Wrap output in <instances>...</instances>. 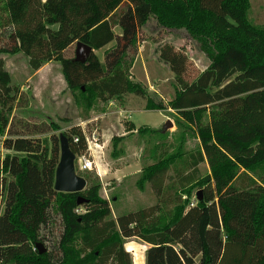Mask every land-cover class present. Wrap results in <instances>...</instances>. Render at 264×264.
I'll return each instance as SVG.
<instances>
[{"label":"trees","instance_id":"obj_1","mask_svg":"<svg viewBox=\"0 0 264 264\" xmlns=\"http://www.w3.org/2000/svg\"><path fill=\"white\" fill-rule=\"evenodd\" d=\"M249 10L250 0H0V55L22 54L32 71L59 63L67 89L88 109L128 94L145 99L147 110L164 109L122 66L151 16L208 40L216 52L169 106L177 129L193 130L200 145L184 149L182 132L177 148L164 150L137 180L140 189L150 184L157 204L116 218L90 175L79 174L81 192L54 190L59 136L10 135L19 87L0 56V264H134L128 238L149 245L145 264H264V25ZM78 41L105 48L103 59L94 51L84 62L66 57ZM63 135L75 156L86 152L81 127ZM204 162L209 174L202 176ZM171 169L175 186L166 184ZM79 195L86 201L78 204ZM54 218L57 238L46 249Z\"/></svg>","mask_w":264,"mask_h":264},{"label":"rangeland","instance_id":"obj_2","mask_svg":"<svg viewBox=\"0 0 264 264\" xmlns=\"http://www.w3.org/2000/svg\"><path fill=\"white\" fill-rule=\"evenodd\" d=\"M249 18L255 24L264 25V0H251ZM215 53L209 41L202 37L191 35L185 29L163 27L153 16L147 20L139 29L131 49L123 57L122 66L128 77L141 85L155 103L163 105L162 110H147L146 100L134 94L113 99V104H109L110 101H97L88 109L80 105L67 89L59 63L53 62L46 66L40 74L41 80H34L33 84L26 78L31 69L25 67L27 58L24 55L18 54L15 58L0 55L5 58L7 68L14 77L12 82H17L15 85L19 89L24 84L23 91H18L20 98L18 104L17 101L15 103L17 109L10 135H26L44 140L52 134L63 135L73 126L81 127L88 137L95 133L101 148L92 156L88 155L94 162V168L80 170L75 157L76 173L90 175L100 182V195L109 201L113 218L153 206L157 204L158 198L150 184H146L143 189L137 186L140 172L155 162L164 150L167 153L174 151L182 132L185 135L184 149L195 150L200 145L193 130L177 129L172 116L174 111L169 106L182 83H191L208 66ZM64 55L74 57L75 45H71ZM20 116L27 118L23 124L27 122L29 126L20 125ZM168 120L172 125L163 132ZM50 122L57 123L60 130L51 131ZM141 126L146 127L145 132L138 131ZM131 127L134 129L129 130ZM148 129L156 132L150 133ZM159 133L167 135L162 137ZM113 137L118 139L114 146L111 141ZM3 139L0 137V155L5 153L1 147ZM177 165L180 166L179 163ZM200 170L202 176L209 174L206 162L200 165ZM175 177L171 169L166 184L175 186ZM198 192H193L192 203H195ZM50 230L46 233V249L56 241L58 218L52 220ZM146 246L137 238H128L124 243L134 264L144 262Z\"/></svg>","mask_w":264,"mask_h":264},{"label":"water","instance_id":"obj_3","mask_svg":"<svg viewBox=\"0 0 264 264\" xmlns=\"http://www.w3.org/2000/svg\"><path fill=\"white\" fill-rule=\"evenodd\" d=\"M92 48L84 44L82 42H76L75 44V55L74 60L78 62H84L87 57L92 52ZM171 123L168 120L164 127L163 132L171 127ZM59 160L55 169V176H54V190L57 192H65V193H77L81 192L86 188V181L83 177L78 175L75 171L74 166V160L75 155L71 151L69 147L68 140L65 136L62 134L59 136ZM197 199H200V192L197 194ZM86 200L82 196L77 197V203L81 204L85 202ZM40 247V252L45 251L44 248L41 247V245H38Z\"/></svg>","mask_w":264,"mask_h":264},{"label":"crops","instance_id":"obj_4","mask_svg":"<svg viewBox=\"0 0 264 264\" xmlns=\"http://www.w3.org/2000/svg\"><path fill=\"white\" fill-rule=\"evenodd\" d=\"M250 3H251V0H250ZM57 26H53V28H56ZM116 31H119L118 29H115ZM111 44H109L108 46H110ZM71 47V46H70ZM70 47H68V49L70 48ZM105 50V48H103V49H101V50H93L97 55H98V57L99 58H102V54H103V51ZM4 55H7V54H4ZM18 54H14V55H11V57L13 58H15V56H17ZM3 60H4V66H5V69L10 73V75H11V82H12V80H13V76H12V74H11V72H10V70L7 68V64H6V62H5V58L3 57ZM50 64H53V62H48V63H46V64H44V65H42L38 70H36V71H32V70H30L29 69V67L27 66L28 64H26L25 65V67L26 68H28L27 70H30L29 72H27V74H26V78H27V80L28 81H33V84L35 83L34 82V80H41V78L42 77H40V74H41V72H42V70L46 67V66H48V65H50ZM38 77H40V78H38ZM12 84H18L17 82L15 83V82H12ZM20 85V84H19ZM23 85L24 84H21L20 85V89H19V92H22L23 91ZM109 104H113V101L111 102L110 101V103ZM111 106V105H110ZM17 109V107H15L14 108V114H15V110ZM120 111V110H119ZM115 112V111H114ZM113 112V113H114ZM19 118V117H18ZM19 123L20 124H23V120H26L27 121V118L26 117H23V116H20V118H19ZM27 123V122H26ZM25 124V123H24ZM145 245H147L146 246V250L148 249V247H149V245L148 244H146L145 243ZM146 250H145V252H144V262H142V264H145L146 263V259H145V256H146ZM134 256V255H133ZM133 263H134V259H133Z\"/></svg>","mask_w":264,"mask_h":264},{"label":"built area","instance_id":"obj_5","mask_svg":"<svg viewBox=\"0 0 264 264\" xmlns=\"http://www.w3.org/2000/svg\"><path fill=\"white\" fill-rule=\"evenodd\" d=\"M85 140L87 145L86 152L84 154L76 156L78 167L83 171L94 168V162L88 155L92 156L94 152L98 151L101 148V145L98 143V137L95 133H92V135L89 137L85 134ZM73 141L78 142V137H73Z\"/></svg>","mask_w":264,"mask_h":264},{"label":"bare ground","instance_id":"obj_6","mask_svg":"<svg viewBox=\"0 0 264 264\" xmlns=\"http://www.w3.org/2000/svg\"><path fill=\"white\" fill-rule=\"evenodd\" d=\"M137 260V259H136Z\"/></svg>","mask_w":264,"mask_h":264}]
</instances>
